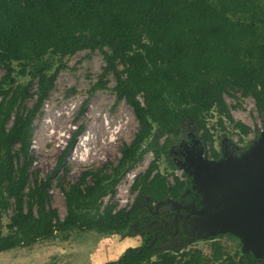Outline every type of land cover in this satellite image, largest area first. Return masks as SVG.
I'll return each instance as SVG.
<instances>
[{
  "label": "trees",
  "instance_id": "1",
  "mask_svg": "<svg viewBox=\"0 0 264 264\" xmlns=\"http://www.w3.org/2000/svg\"><path fill=\"white\" fill-rule=\"evenodd\" d=\"M81 49L101 52L104 65L93 89L111 75L116 99L130 106L138 129L120 147L110 173L100 170L86 182L91 174L86 170L75 183L61 186L66 214L60 219L48 188L81 127L52 171L29 181L33 120L63 66L49 73L46 57L62 58ZM13 61L20 64L18 74H28L30 81H16ZM0 68V217L11 210L6 233L0 222V252L53 238L56 231H121L145 219L141 209L148 200L177 198L183 191L182 180L171 177L168 183L156 170L162 136L176 135L191 122L211 147L210 157L217 158L206 117L215 109L219 126L222 116L232 120L224 94L251 97L264 115V0H0ZM33 97L28 106L25 101ZM234 127L247 131L241 122ZM147 151L154 158L132 183L137 193L131 208L104 205L102 198ZM162 238L151 233L104 264H205L221 256L219 247L205 261L198 250L163 251L158 247ZM224 264L258 262L245 252L227 255Z\"/></svg>",
  "mask_w": 264,
  "mask_h": 264
},
{
  "label": "rangeland",
  "instance_id": "2",
  "mask_svg": "<svg viewBox=\"0 0 264 264\" xmlns=\"http://www.w3.org/2000/svg\"><path fill=\"white\" fill-rule=\"evenodd\" d=\"M46 58L50 62L49 73L59 65L63 66H59L54 85L33 120L32 163L28 173L29 181L35 176L43 179L49 174L72 134L81 127L48 188L49 203L62 219L66 207L61 186L75 183L86 170L91 171L86 182H91L100 170L110 173V166L120 157V147L133 138L138 122L130 106L124 100L116 99L111 75L105 77L104 86L93 89L104 65L100 51L81 49L62 58L56 55ZM12 66L18 83L30 81L28 74H18V62L13 61ZM3 73L0 68V77ZM35 88L33 81L32 90ZM223 98L232 120L222 116L223 127L219 126L215 109L206 117V127L212 134V148L219 154L216 159L210 157L211 147L200 140L191 122L186 121L176 135L165 134L159 139L163 149L156 170L168 183L173 182L171 177L184 182L183 191L177 198L148 200L150 202L142 204L141 209L145 219L135 220L121 231L100 233L74 228L56 231L55 237L30 246L1 251L0 264L114 262L127 247L141 245L151 233L163 235L158 244L163 251L178 249L180 255L198 250L204 261L211 259L215 247H219L220 258L211 259L208 264H224L227 255L245 252L251 253L258 264H264V213L258 210L263 200L257 189L262 185L246 187L242 184H246V178L232 174L236 168H251L252 174H259L250 162L251 155L257 156L261 152L257 141L264 139V134L259 135L264 130V115L258 113L251 97L224 94ZM34 101L33 97L25 102L31 106ZM235 122L245 124L246 133L235 128ZM153 158L151 151L144 153L111 188L113 192L102 198L103 204L114 203L115 210H129L137 193L132 190V183L146 171ZM187 203L185 213L182 209ZM10 213L8 209L0 217L3 233L7 231L4 225ZM149 225L167 230L155 231L149 229Z\"/></svg>",
  "mask_w": 264,
  "mask_h": 264
},
{
  "label": "water",
  "instance_id": "3",
  "mask_svg": "<svg viewBox=\"0 0 264 264\" xmlns=\"http://www.w3.org/2000/svg\"><path fill=\"white\" fill-rule=\"evenodd\" d=\"M261 134H264L263 129L261 130L259 135ZM257 142H258V145L261 147V152L257 154V156L251 155L253 158L251 159L250 165L252 168H255V171H258L260 175L257 172L252 174L251 168L250 169L249 168L248 169L247 168L246 169L236 168L232 171V174L235 177L241 176V177L246 178V184L241 182L246 187H248L249 185H255V184L262 185V187L257 188L260 191V197L263 200V201H260L259 203L260 206L258 207V210L260 213H264V139H261V140L258 139ZM249 193L251 194L252 191H250ZM229 231H231L232 233H235V231H232V230H229Z\"/></svg>",
  "mask_w": 264,
  "mask_h": 264
},
{
  "label": "flooded vegetation",
  "instance_id": "4",
  "mask_svg": "<svg viewBox=\"0 0 264 264\" xmlns=\"http://www.w3.org/2000/svg\"><path fill=\"white\" fill-rule=\"evenodd\" d=\"M216 159V158H215ZM182 167V166H181ZM182 170L184 171V169L182 168ZM175 175H177V174H175ZM190 201V200H189ZM189 203V202H188ZM188 203L187 204H185V206H183V209L182 210H184V209H186V207H187V205H188ZM185 211V213H186V210H184Z\"/></svg>",
  "mask_w": 264,
  "mask_h": 264
},
{
  "label": "built area",
  "instance_id": "5",
  "mask_svg": "<svg viewBox=\"0 0 264 264\" xmlns=\"http://www.w3.org/2000/svg\"><path fill=\"white\" fill-rule=\"evenodd\" d=\"M175 174L179 175V174H180V172H179V173H175Z\"/></svg>",
  "mask_w": 264,
  "mask_h": 264
}]
</instances>
